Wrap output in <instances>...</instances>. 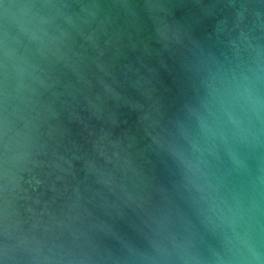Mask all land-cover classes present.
Listing matches in <instances>:
<instances>
[{
	"label": "water",
	"instance_id": "obj_1",
	"mask_svg": "<svg viewBox=\"0 0 264 264\" xmlns=\"http://www.w3.org/2000/svg\"><path fill=\"white\" fill-rule=\"evenodd\" d=\"M0 264H264V0H0Z\"/></svg>",
	"mask_w": 264,
	"mask_h": 264
}]
</instances>
